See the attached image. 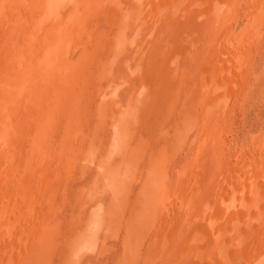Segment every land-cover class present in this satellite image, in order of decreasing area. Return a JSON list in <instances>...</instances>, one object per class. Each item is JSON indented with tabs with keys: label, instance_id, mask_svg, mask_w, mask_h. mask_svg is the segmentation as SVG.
<instances>
[{
	"label": "rangeland",
	"instance_id": "obj_1",
	"mask_svg": "<svg viewBox=\"0 0 264 264\" xmlns=\"http://www.w3.org/2000/svg\"><path fill=\"white\" fill-rule=\"evenodd\" d=\"M16 1L17 0H15L14 2H11V3L9 2V3L3 4V6L5 8H7L6 11L3 10L4 13L7 12V14H9V15L11 14L10 15L11 18H15L16 23H15V21H14V23L16 25L18 24V28L23 29L24 31H28V28H29V31L32 30L33 24L29 23L28 19H29V21L31 19L32 12H30L31 13L30 14L29 11H30V8L32 11V6H33L34 2H31L30 0L17 1L18 3H20V6L24 8V9L21 8V11L19 13L22 15L20 16V15H16V12H17L16 7H15ZM25 1L28 3H26ZM101 1L103 3H100ZM119 1L121 2V4H119ZM119 1L116 2V0L115 1L114 0H105V1L104 0H93L92 1L93 6L91 4L90 8H88L86 6H82L85 4L80 5V6H82L81 11L83 9L82 13L85 10L86 11L91 10L89 12L90 13L89 14V22L91 23V24L89 23V31H86V32L84 31L85 33H82L81 31H79L78 35H76V36H78V38L75 37L74 41L67 44L69 47L66 44L61 45L60 51H58L59 53L62 54L61 55L62 57L64 56L65 51H68V54H69V55L68 54L67 55H68V60H70V61H68L69 63L64 67V71L62 68V70H61V71H63L62 74L64 73V75L66 77L68 76V78L73 77L76 79L74 80V83H73L74 85L72 84L73 87H71V85L69 83L66 84L67 80L62 79L63 77L61 76V74H59L60 75L59 76L60 81L57 83V85H60L59 88L63 87L62 92L66 91L65 93L68 92L69 94H71L70 92L73 91L71 95L64 94L65 95V97H64V95L61 93L57 94V92L54 90V89H56L57 85L55 86V84L51 80H45V82L41 80L42 81L41 84L38 83L40 81L35 83L34 87L36 86L39 93H40L37 95L38 100H39L38 103H41V105L46 106V109H47L46 112L49 113V114L44 113L43 115L38 116L41 118V120H42L41 122H39L40 118L35 119L33 116V113L36 114V116L38 114L36 112L37 109H36L35 105H30V104L26 105V103H24L26 105V108L24 107L25 109L24 108L22 109V108H19L21 106V104H19V105L16 104V103H23L24 100H21V99H23V97H21L23 95V93H22V95H19V97H21L19 99V102L12 104V105L16 106V107L14 106L11 109V112H14V113L16 112L15 117H14V121H12V122H14L15 124H19L21 122V125L25 124L22 139L24 141H26V144H24L26 146V151L28 149H31V148L36 149L37 151H39V156H41L43 158V160H40V162L46 161L48 163V166H50L53 170H55L54 172L59 171L62 173V175H65L66 177L63 179L62 184H61V189L58 191L59 195L57 194V192H54V191H52V192L43 191L42 194H40L41 190L38 188V190H40V192L38 191V194H37V192L35 193L36 199L38 196H39V198L41 197L40 199L38 198L37 201L40 200L39 203L42 202L43 205L46 206L45 210L47 211V212H45V210H44V213L42 212V215H44V216L41 215L42 218H44V220H42L43 225H41L40 223L38 225V227H39L38 231L39 232H37V233L39 234L40 237L38 236V234H35L36 232L26 233V231H24L22 233H24L23 235L26 237L23 236V238H22V234H21L22 230H21V228H18V230L20 232L18 233V236H17L18 241H15L14 246H17L19 244L21 247L23 244V246H22L23 250H21V252L23 254L20 257V260L17 259L16 257L13 258V255H12V258L9 257L8 260L11 261V264H19V263L28 264L29 262H30V264H59V263L60 264H148L149 262L147 263V261L150 260L149 256L151 254L154 253V256H156L157 255L156 252H159L161 249H162V251L165 250L164 249L165 246L159 247V249H157L158 247L155 249H151L152 247H155L154 234L157 231V229L160 228L162 215L161 216L157 215L154 218L153 214H151V213L153 211H155V210H153L155 208L152 205H150L152 208L149 206L150 207V213L149 214L143 213L144 208L147 204L146 199L148 196V195H146V192L144 190H142L144 188L145 184L141 180H139V182L136 181L134 183L135 179H133V178L131 179V177H130L131 176L130 175L131 170L129 171V169H131L132 167L133 168L137 167L135 170L138 171V169H139V171H142L141 177H144L143 179H146L148 172L151 173L150 167H153L149 163V156H148L151 148H153V152H157L158 150L162 149V151L164 152V155L166 156L165 159L166 158L167 159L165 160V159H162L159 157L160 161L157 162V165L155 166L154 171H156V172L157 171H164L166 175H167L166 172L168 171V174L169 173L170 174L168 175L167 180H166L167 181L166 188L167 189L170 188V190L174 189V191L178 190L181 187L180 184H178L179 179L183 176L180 174L181 171L186 170L189 165L193 166V164L196 163L194 158L196 156H198V153L196 150L197 146L194 142H192V140L197 138L196 133L198 132L197 131L198 127H200V125L203 124V121H201L203 119V116H207V118L209 120V123H208V128H210L209 132L212 133V136H214L216 134L217 141H218L215 144V146L213 145L214 147L211 146V148L214 150V151L211 150V152L216 153V149L221 148L219 150L222 151L221 155L222 156L224 155V158L227 159V163H229V160H230L231 170H233L232 172H240L237 170L238 168H239V170L245 169L246 167L253 166V164L255 165L254 168H256V164H263L264 163V12H263L264 11V0H202L203 2L201 0H196V3L194 0H192L189 2L187 7L185 5L186 4V2H185L184 6H182V7H184V10L191 12V14L189 15L190 17L187 16L188 20L184 19V17H186V16H183V15L181 16V14H180V17L178 16L174 22L177 25H176L175 29L172 28L174 30V32L172 31L173 33L170 31L169 28H167V29L164 28L165 30L159 29L158 32L156 33L157 36H155V37L152 36L153 31L150 30V28H152L151 26H153V24L151 22H149V23L144 22L143 23V20L147 19L148 17L145 16L146 18H144L143 14L141 13V9H139L140 5L145 4L146 2L148 3V0H137V1L136 0H130V1L129 0H127V1L123 0L124 2L121 0H119ZM193 1H194V3H193ZM200 1L205 5H203V6L199 5L201 7L197 8V7H199L198 4H202ZM97 2H99V3H97ZM176 2H177V0H176ZM26 4H27V6L25 7ZM72 4L71 5L69 4L65 9L64 16L66 18L74 10V5H72ZM126 4L127 5L129 4L130 6L128 5L129 6L128 7ZM123 5H124V7H123ZM190 6H193V7H190ZM134 9H136V12ZM92 12H93V15H91ZM136 13H138V14H136ZM139 13H141V16H139ZM117 15H118V17H117ZM134 15H136V16H134ZM39 16L37 15V17H38L37 20L40 19L41 16L40 17ZM204 16H206V17H204ZM136 17L139 18L141 24L139 23V21ZM166 17H168V16H166ZM191 17L193 18V20ZM130 18H132L133 20ZM20 19L22 21H20ZM177 20H179V21L181 20V22L179 23V21H177ZM184 20H185V22H184ZM186 20H187V23H186ZM25 21H27V23H28V24L26 23L27 25H24ZM94 22H95V24H94ZM117 22H118V25L115 24ZM182 22H184V24L186 23V25L184 27L188 28L187 31H186V29L185 30L183 29L184 27H183ZM96 23H97V25H96ZM137 25L140 26V30L143 29L142 35L138 34L140 31L137 29V27H138ZM113 26H115L116 28ZM135 27L137 30L134 29ZM92 28H94V29H92ZM144 29H147L148 31L146 30L147 31L146 32ZM114 30H116V31H114ZM127 30L129 33L131 32V35H129L128 32L126 33ZM161 30H162V33H160ZM190 30H192L191 31L192 35H188V32L190 33ZM0 31H2V30H0ZM3 32L4 31H2V33L0 32L1 33L0 40L2 38L4 39V33ZM45 32L46 31L40 32V34H41L40 39L42 38V40H45V38H44ZM106 32H108V33H106ZM120 32L124 33V34L121 33V36H122L121 40H123L121 42V44L124 43L123 46H121V44H120V46H118L115 42V40H117V39H115V37ZM46 33H48V32H46ZM168 33L172 36V39L170 38V35H167ZM201 33H202V35H201ZM108 35H110L111 37ZM113 36H114V38H113ZM70 37L72 38L73 36H70ZM156 37H158V39H156ZM163 37H164V39H163ZM177 37H179V38H177ZM184 37H185V39H184ZM108 39H110V40H108ZM131 39H132V42L130 45L129 41H131ZM134 39L137 41V43ZM165 39H167V40H165ZM175 39H176V41H175ZM183 39H184V42H186V40H187V42L184 43ZM92 40H94V41H92ZM124 40L127 41L128 43L126 44V42ZM133 40H134V42H133ZM138 40L141 41L140 42L141 45L139 44ZM172 40L175 42H171ZM22 42L24 43L25 41L22 40L21 43ZM21 43L19 44L20 45L19 47H22V48H20V52L28 51V49L26 47H24V46H26V42H25V44H21ZM94 43H95V46L93 45ZM164 43H166V44H164ZM173 43H175V45ZM89 44H91V45H89ZM125 44L128 47H126ZM181 44H183V45H181ZM109 45H110V47H109ZM167 45L171 46L172 48L174 46L178 45L177 47H174V52L178 53L180 51L179 54H182V58H183L182 62L183 63H181L180 67L183 69H188V70L191 69V70H189L190 71L189 73L194 74V75H191L192 77L190 78L191 80H189V86H192V87L194 86L191 89L192 91L191 90L190 91L192 93L194 92V95H196V97H194V96L191 97V99L189 101V104H190L189 108H190V111L192 112V115H194L197 112L195 115H196V119H198V121H196V122L200 123V125L198 126V123H197L198 127L196 129L194 128L191 136L189 137L190 139H188V141H186L184 139V141L181 144L178 143V138H181V137H177L176 125L180 121H182V119H184V116L187 113L186 110L189 109V108H184L185 112H183L181 110L182 106H180L183 103L182 98L184 99L185 97H187L188 90L186 89L187 91L186 90H181V91L176 90L175 91V89H177V86H175L174 84L173 85L169 84L170 82H167V78H169V77L172 78L171 73H172V69H174L172 67V64H171V67L169 69L170 63H172V60H173L172 59L173 55H171L172 53L170 52V50L168 51L165 48ZM76 46H78V47L80 46L79 47L80 49ZM158 46H159V48H158ZM143 47H145V49ZM162 47L165 48V50L162 49L165 52L161 51ZM175 48H177L179 51L175 50ZM22 49H24V51H21ZM139 49H141V51ZM184 49L188 52H186ZM143 50H144V52H143ZM193 51H195V53ZM94 52L97 54H95ZM151 52L155 53L156 56H153L154 57V59L152 60L153 62L151 61V63L147 67H145V68L143 67L144 69H142V71H143L142 73H146V75H148V76H150L152 74L151 75L152 77L150 78V82L153 81V84H154V82H156L154 84L155 87H153L154 85L152 84V88L150 89V90H152V89L153 90L152 91L147 90V92L148 93H149V91L154 92V95L160 96V98L156 99L155 102L153 103L156 106L157 105L158 106L155 108L152 106V108L154 110H152L151 107L149 106L150 109L147 108L145 111H143L144 105L142 102L140 104L142 105L141 108H143V109L142 110H136V114L133 115V113H131V112L134 109L129 110L130 106H129V108L128 107L126 108V106H127L126 104H128L127 99H128V97H131V96L127 97V94H125V92H122V90L127 86L125 82L128 81V79L129 80L131 78L133 79L134 74L133 75L131 74L133 72V70L138 69V68H136L138 64L137 63L133 64V62H135L139 58L136 54L139 53L138 54L139 56L143 55V56L147 57L149 55V53H151ZM87 53L90 56L87 55ZM215 53H217V54H215ZM124 54H125V56H124ZM162 55H164V56H162ZM183 55H185V57ZM83 56H85V57H83ZM135 57H138V58H135ZM191 57H193V58H191ZM145 58H143L142 62L145 61ZM189 58H191V60ZM83 59L87 60V62L84 61ZM139 59L141 60V57ZM215 59L218 60L217 65L222 67V72H224V70L226 71V69H229L228 70L229 72L227 74H228V78L230 77L232 79V81L230 84H227V85L225 84V88L222 89V91H223L222 92V104L217 105L216 107L210 106V109H208L209 103H210V97L206 94V92L204 91V88H202V87H204V85H201V84L199 85L198 76H201L203 74L208 76L210 72L207 70H210V69H211V72L214 70L216 71V68L213 65L214 63L211 65L212 61ZM111 60L112 61L116 60V61L111 62ZM210 60H211V62H210ZM236 60H238L240 62H238V61L236 62ZM60 61L62 62V65H63L64 61L62 60V58ZM160 62L162 64H159ZM187 62H189V63L187 64ZM190 62H191V64H190ZM114 63H116V64H114ZM165 63L168 65H165ZM110 64H111V66H110ZM124 64H126V65H124ZM151 64H152V66H151ZM154 65H156V66H154ZM238 65L241 68H239ZM142 66H143V64H142ZM157 66H158V68H156ZM68 67H69V69H68ZM73 67L74 68L76 67V68L74 69ZM115 67H117V70ZM128 67H129V70H128ZM211 67L214 69H212ZM235 67H237V69ZM149 68L151 71H149ZM167 68H168V70H167ZM208 68H210V69H208ZM118 69H120V70L118 71ZM180 70L178 69L179 73H181ZM105 71H106V73H108L107 75H105L106 74V73H104ZM137 72L138 71H136V73ZM148 72L149 73L152 72V73L149 74ZM154 72H155L156 76L159 78H157L155 76ZM162 73L163 74L165 73V74L162 76ZM210 74L213 76V74H215V72L210 73ZM227 74H226L225 79H227ZM10 75H11V77L15 78L14 73L10 74ZM103 75H105V76H103ZM166 75H169V77H167ZM232 75H233V77L234 76L235 77L232 78L231 77ZM164 77H166V78H164ZM224 77L225 76L223 74L222 78L224 79ZM91 78H92V80H91ZM52 80L54 81V79H52ZM97 82H99L100 84H98ZM103 82H105L106 84ZM86 83H88V84H86ZM47 84H49V85L47 86ZM110 84L115 85L114 87H118L121 90L120 96L118 98L115 97V99H114V98H111L112 96L110 97V95H107L108 93H110V91L112 89ZM141 86H142L141 88H143V86H146V85H141ZM106 87H108V88H106ZM97 88H99V90ZM105 90L107 91V94H106V92H104ZM172 92L174 93V95L170 94ZM176 92H178V93L176 94ZM73 93H74V96H73ZM165 93H167V94L169 93L170 96H168V98H165L164 96L167 95ZM97 94H99L98 97H96ZM26 96H27L26 98L28 100H32V101H33V98L35 97L34 94H32V92L29 94H26ZM30 96L32 98H30ZM102 96H104V97L102 100H100L102 98ZM107 96L109 97L108 98L109 100L111 98L117 102L112 103L110 101L109 105L106 104L107 106H104L101 108V102L102 101L105 102L104 99H107ZM162 96L165 99L162 100L161 99ZM42 97H44V98H42ZM120 97L122 98V101L125 100V101H123L124 103L121 100H119V99H121ZM57 98L61 99V100L63 99L62 101L61 100L60 101L63 102L64 104H66V107H67L62 115L58 113V110L56 108V102H57L56 99ZM74 98H76V99L74 100ZM83 98H84V100H83ZM197 98H199V102L197 104L193 103V102H195V100L196 101L198 100ZM158 100H161V102L164 104L158 103ZM60 101L58 100V104H60L58 106L60 108H62L61 107L62 104L60 103ZM211 101L214 102V100H211ZM93 102H95V103L97 102V103L94 104ZM151 102H153V101H151ZM172 102H174V105H171ZM216 102H218V101H216ZM120 103H122V104H120ZM51 108H53L54 111L51 110ZM93 108H95V109H93ZM124 108H126V109H124ZM71 109H72V111H71ZM19 110H21L22 112L17 113V111H19ZM32 110L34 111L33 113H32ZM125 110H127V111H126V114L124 115L123 112H125ZM147 110L149 111V113L147 112ZM214 110H215V112H214ZM120 111H121V113H119ZM128 111H130L129 112L130 117L128 116V113H127ZM207 111H208V114H207ZM88 112H89V115L87 114ZM8 113L9 112L7 110V114ZM30 113H32L31 116L33 119L32 123H30V124H32V126L27 125L28 124L27 123L28 118L26 116H30ZM64 114H65V116H63ZM3 115H6L5 111H4ZM74 115H75V117H74ZM113 115H116V116H113ZM122 115H123V117H122ZM95 116H97V117H95ZM108 116H109V118H108ZM125 116H127L126 117L127 120H126ZM218 116H219V118H218ZM76 117H78V119H76ZM101 117L103 118V120ZM138 117H140V118H138ZM159 117L161 120H158V121H162V124H163V122H166V124L165 125L163 124L161 126L158 125L160 127L157 129H160V130H158L159 131L158 132V131H156L157 130L156 129L155 134H154V132L151 129L155 128L154 125L160 124V123H155V120ZM43 118H47V119H44L46 121H44ZM63 118L65 121L63 120ZM199 118H200V120H199ZM214 118L216 119V121ZM106 119H108V120H106ZM113 119L116 123L119 120L123 121V127H122L123 129L121 128L122 133L124 131H126V129H127L126 133L129 130H131V131H129L127 133L128 135L124 132V136L126 135L124 137L125 138L124 140L126 142L123 143L124 148L122 150L124 152L119 153V154H115V155H113L114 158L110 159V155H111L110 152L112 149L111 146L113 143V136L110 135L111 133L109 130L112 131L114 129L113 128L114 121H112ZM135 121H136V123H135ZM109 122H111V123H109ZM151 122H154L155 124L152 125ZM196 122H192V123H196ZM142 123H143V125H142ZM140 124H141V126H140ZM219 124L221 126H219ZM166 125H168V126H166ZM173 125H174V127H173ZM151 126L154 128H151ZM142 127L144 130L142 129ZM167 127L168 128L170 127L171 131L175 130L172 132V134L175 137H177V139H175V137H173V136L171 137L172 139L167 138L166 136H163V134L166 132V129H168ZM108 128H109V130L107 131ZM162 128L163 129L165 128V130H162ZM212 128L213 129L215 128V129L213 130ZM69 129H70V131H68ZM209 132H208V134L210 135ZM104 133H105V135H104ZM24 134H25V137H24ZM143 134L147 135V136H145V138H144ZM33 136L35 138H33ZM62 136H63V138H62ZM151 138H153V139H151ZM146 139L149 141H147ZM60 140H63L62 143H60ZM29 141L31 143H29ZM142 141H145V143ZM67 142H69V147L67 145ZM70 142L74 148H71L72 146H70ZM140 142H142V143H140ZM150 142H151V144H150ZM129 143L130 144L132 143V144L129 145ZM217 144H218V146H216ZM132 146L137 147L136 151L133 149ZM166 146H167V148H166ZM126 147H128V148H126ZM215 147H216V149H214ZM73 149H74V151H73ZM130 149L132 150L133 154L130 152ZM148 149H150V150H148ZM65 151H66V153H65ZM79 151H80V153H79ZM44 152H46V153H44ZM80 155H82L83 157ZM141 155H143V156H141ZM39 156H38V158H36L37 160L36 159L34 160L35 163L39 162L38 159L41 158ZM54 156H56L59 160L56 158V162H52L51 157H54ZM122 156H124V157H122ZM45 157H46V159H44ZM106 159H108V160H106ZM126 159H127V161H126ZM222 159L223 158H221V162H220L221 164L217 163L218 168L221 167L220 165H222V163L224 164V161ZM48 160H49V162H48ZM91 160H94V161H91ZM162 160L164 162H161ZM179 160H181V161H179ZM252 160L253 161L255 160V161L252 162ZM68 161H70V162H68ZM138 161H139V163H138ZM142 161H143V163H142ZM198 163H199V167H197ZM128 164H130V165H128ZM215 164L216 163H214V165ZM100 165L104 166L105 173L109 172V173L114 174V176L117 179L115 181V183H120L119 181L120 180L122 181V179L124 177L126 182L130 181V182H128L129 186L126 185V187L124 188V187H120L121 186L120 185L119 186L120 188H116L117 190H114L113 189L114 187L111 183L110 184L111 186L109 185L108 188H110V187H112V188H110V189L104 188L105 184L103 183V180H102L103 177L99 173V171H100L99 166ZM80 166H82L83 168ZM96 166H98V168ZM158 166H160L161 168ZM164 166H166L167 169ZM73 167H75V168H73ZM164 168H165V170H164ZM211 168L212 167H210V164H208V162L204 163L203 160L202 161L199 160L196 163V166H193L192 169H190V170H193L194 173L189 172L190 176L186 180L187 183H189V181H191L192 178H194V177L195 178L197 176L201 177V172H203L204 170L208 171V176H207L208 179L213 180L212 179L213 177H211V173L209 172V171H212ZM234 168H235V171H234ZM39 169L43 170V167H41ZM137 171H136V173L139 172V171L138 172ZM21 172H22V170H19L20 174H21ZM19 173H18V177L20 176ZM205 173L207 174L206 171H204L203 174L205 175ZM52 174H50V177L55 176V173L53 176H51ZM162 176L163 175L161 173L160 177H162ZM230 176L232 178V177H234V174H230ZM51 180H54V178H51ZM123 188H124V190H123ZM185 189H186V190H184L185 192H189L190 186H189V188L185 187ZM142 191H144V195H143ZM46 194H48V195H46ZM53 194H55V196L56 195L57 196L54 197ZM142 196L146 199H144ZM53 197H54V199H53ZM49 198H51L54 201V202L52 201L50 206H49V203L46 201V199H49ZM119 198H120V200H119ZM58 199H59V201H58ZM138 200H139V202H136ZM92 206H94V207H92ZM52 207H53V209H51ZM129 208H130V210H129ZM47 213H48V215H47ZM98 213L102 215L101 218L103 217L102 219L100 218L103 222V223L101 222L103 225L101 224L100 227L95 230V232L97 234V235H94L95 238H93V242H94L95 247H93V249H87V250L82 251V252L80 251L78 253L77 257H76V255L73 256L71 253L73 252V249H75V250L77 249L76 240L81 235L80 233H82V231L85 234L91 233L89 230L90 226L88 224L91 223L92 220L97 217L96 214H98ZM102 213L105 215H103ZM134 213L136 214V216ZM147 216H149L150 218ZM166 216L167 215H165L164 218ZM108 217H110V218H108ZM118 217H119V219H118ZM216 217H217V215H216ZM51 218L54 221H52ZM120 219H121V221H120ZM134 219H136V220H134ZM50 221H51V224H50ZM133 221L134 222L136 221L137 223L135 224V223H133ZM45 222H46V224H45ZM127 222L129 224H127ZM203 222H205V221H203ZM203 222H201V224H203ZM197 223H199V222H197ZM22 224L23 223H21L20 225H22ZM105 224H106V226H105ZM192 224H193V222H192ZM51 225H53L55 228L53 226L51 227ZM137 226H138V228H137ZM205 226H206V224H205ZM128 227H129V229H128ZM202 227H203V225H202ZM261 228H260V231L263 230ZM58 229H60V230H58ZM131 229H132L133 233H130ZM203 229H204V227H203ZM228 229L229 228H227L225 230H228ZM124 230H126V232ZM137 230H139V234H137L138 233ZM40 231H41V233L43 231L44 232L41 234ZM91 231L93 232V230H91ZM260 231H259V233L257 232L256 235H260ZM75 233H77V234H75ZM99 233H100V235H99ZM141 233H143V234L140 235ZM200 233H201V231H200ZM190 234L185 237L186 242H189L192 240L193 233L191 232ZM32 235L34 236V239H33ZM35 235H37L38 237H36ZM136 235H137V237H138V235H140V236L137 238ZM254 235H252V236H254ZM5 236H6L5 238H7L8 235H5ZM51 236H53V237H51ZM67 237L69 239H67ZM128 237H130V238H128ZM26 238H28V239L25 240ZM35 238H37V242H36ZM39 238H40V240H39ZM123 238L126 240H124ZM127 238L130 241L132 240V242L130 243V241ZM22 239H24L25 242ZM100 240L102 241V243ZM48 241L51 243L49 244ZM103 241H105V242H103ZM127 241L130 243V245H129L130 247L128 246ZM256 241H257V239H256ZM30 242H31V245L29 244ZM34 243H35V245H34ZM137 244H139V245H137ZM27 245H28V247H27ZM5 246L7 247L8 245H5ZM43 246H44V248H46L45 249L46 251L44 250ZM131 246H132V248H131ZM133 246H134V248H133ZM175 246L178 247L179 250L182 248L181 244L177 245L176 241H173V243L170 244V247H168L166 249L167 251L166 250L165 251L171 252V251H173V249L175 250ZM101 247H102V249H101ZM28 248H30V249H28ZM195 248L196 247H194L192 249V251H193L192 253H194ZM70 249L72 250V252ZM36 250H37V252L35 254ZM148 250L151 251L150 255L148 254ZM30 251H32V252H30ZM42 252H45V253L38 255V253H42ZM87 252H89V253H87ZM179 253H180V251H179ZM34 254L37 256H34ZM179 255L180 254H178V256ZM66 256H68V257H66ZM35 257H36V259L37 258L38 259L36 260ZM64 258H66V259H64ZM153 258H157V257H153ZM14 260H17V261H14ZM71 261H73V262L70 263ZM0 262L1 263L5 262V264H7V261H4L3 258H2V260H0ZM149 264H151V263H149ZM156 264H161V263H156Z\"/></svg>",
	"mask_w": 264,
	"mask_h": 264
},
{
	"label": "bare ground",
	"instance_id": "obj_2",
	"mask_svg": "<svg viewBox=\"0 0 264 264\" xmlns=\"http://www.w3.org/2000/svg\"><path fill=\"white\" fill-rule=\"evenodd\" d=\"M15 0H0V30L4 31V39L2 38L0 40V260H2V258L4 259V261H7V264H11V261L8 260L9 257L13 258L16 257L17 259L20 260V257L22 256V246L20 247V245L18 246H14L15 245V241H18V233L20 232L18 230V228H21V234H22V238H23V234L22 232L26 231V233H33L36 232L35 234H38L37 232H39L38 230V225L39 223L41 225H43L42 220H44V218H42V212L44 213V210L46 208V206L43 205L42 202L39 203V201H37V199L39 198V196L36 199L35 193L38 191L41 193L43 191L46 192H57V194L59 195L58 191L61 189V184L63 179L66 177L65 175H62L61 172L53 170L50 166H48V163L46 161L44 162H40V160H43V158L41 156H39V151H37L34 148L28 149L26 151V146L24 144H26V141H24L23 138V133H24V125H21V122L19 124H15L14 122V117H15V113L11 112V109L15 106L12 105L16 102H19V99L21 97H23L24 100L23 103H16V104H21V106L19 108H26L27 104L30 105H35L36 107V112L39 114H34L33 110V116L35 119H38L45 114H49L47 113V109L46 106L41 105V103H38V97L37 95L40 94L37 87L35 85V83L38 82L39 84H41L42 81L45 82V80H51L55 86L57 85V83L60 81V75L63 77L62 79H66V84H70L71 87H73V83L74 80L76 78H68V76L66 77L64 75V73L62 74V72L64 71V67L69 63L68 61V51L64 52V56L62 57L61 53H59L58 51H60L61 45L64 44H68L71 43L72 41H74L75 37L78 38V33L79 31H81L82 33H85L86 31H89V12L91 11H81V7L82 6H86L88 8H90L91 4L93 6L92 1L93 0H30L33 3L32 6V11L30 8V12H32V16L31 19L28 22L33 24L32 25V30L29 31H24L23 29L18 28V24L16 25V20L15 18H11V14H7V12L4 13V11H6L7 8H5L3 6V4L6 3H11L14 2ZM17 1H21V0H17ZM15 2V7H16V15H22L19 12L21 11V7L20 3ZM27 1V0H26ZM25 1V2H26ZM105 1V0H104ZM115 1V0H114ZM119 0H116V2ZM123 1V0H121ZM127 1V0H126ZM125 1V2H126ZM130 1V0H129ZM137 1V0H136ZM192 0H148V3L146 4H142L140 5L141 9V13L143 14V17L146 18L145 16H147L148 18L143 20V23H149L151 22L153 24V26H151L152 28H150L151 31H153V35L152 36H157L156 33L158 32L159 29H164V28H169L170 31L174 32L173 29L176 28V25L174 22L177 19V17L181 16H186L184 17V19H187V16H189L191 14V12L184 10V4L186 2V7L189 4V2ZM196 3V0H194ZM193 1V3H194ZM202 1V0H201ZM200 1V2H201ZM110 2V1H109ZM124 2V1H123ZM142 2V1H141ZM145 2V1H144ZM203 2V1H202ZM201 2V3H202ZM28 3V2H26ZM73 3V4H72ZM99 3V2H97ZM100 3H103L102 1ZM114 3V2H113ZM130 3V2H129ZM192 3V4H193ZM74 5V10L72 11V13L70 15L67 16V18L64 16V12L65 9L68 5ZM81 4H85L80 6ZM118 4V3H117ZM116 4V5H117ZM119 4H121V2L119 1ZM191 4V3H190ZM198 4V3H197ZM30 5V4H29ZM127 5V4H126ZM129 5V4H128ZM127 5V6H128ZM201 5H205V4H198V6ZM27 6V4L25 5V7ZM104 6V5H103ZM130 6V5H129ZM128 6V7H129ZM196 6V5H195ZM194 6V7H195ZM201 6L197 7L200 8ZM4 7V8H3ZM12 7V6H11ZM14 7V8H15ZM85 7V8H86ZM120 7V6H119ZM124 7V5H123ZM122 7V8H123ZM127 7V8H128ZM136 7V6H135ZM193 7V6H190ZM13 8V7H12ZM95 8V7H94ZM24 9V8H23ZM22 9V10H23ZM103 9V8H102ZM112 9V8H111ZM120 9V8H119ZM118 9V10H119ZM189 9V8H188ZM203 9V8H202ZM4 10V11H3ZM13 10V9H12ZM29 10V9H28ZM127 10V9H126ZM131 10V9H130ZM136 12V9H134ZM199 10V9H198ZM204 10V9H203ZM202 10V11H203ZM216 10V9H215ZM93 11V10H92ZM132 11V10H131ZM195 11V10H194ZM13 12V11H12ZM15 12V11H14ZM23 12V11H22ZM28 12V11H27ZM105 12V11H104ZM123 12V11H122ZM198 12V11H197ZM264 12V11H263ZM28 13V14H29ZM67 13V12H66ZM124 13V12H123ZM133 13V12H132ZM141 13H139V16H141ZM127 14V13H126ZM129 14V13H128ZM138 14V13H136ZM37 15L40 17L39 20H37ZM91 15H93V12L91 13ZM130 15V14H129ZM29 16V15H28ZM104 16V15H103ZM132 16V15H131ZM136 16V15H134ZM138 16V17H139ZM168 16V17H166ZM17 17V16H16ZM19 17V16H18ZM26 17V16H25ZM118 17V15H117ZM133 17V16H132ZM190 17V16H189ZM206 17V16H204ZM21 18V17H20ZM115 18V17H114ZM123 18V17H122ZM137 18V17H136ZM143 18V19H144ZM169 18V19H168ZM182 18V17H181ZM180 18V19H181ZM192 18V17H191ZM17 19V18H16ZM92 19V18H91ZM105 19V18H104ZM132 19V18H130ZM139 23L140 20L139 18H137ZM208 19V18H207ZM221 19V18H220ZM96 20V19H95ZM120 20V19H119ZM133 20V19H132ZM188 20V19H187ZM186 20V23H187ZM193 20V18H192ZM15 21V23H14ZM20 21H22L20 19ZM112 21V20H111ZM121 21V20H120ZM135 21V20H134ZM179 21V20H177ZM176 21V22H177ZM183 21V20H182ZM128 22V21H127ZM181 22V20L179 21V23ZM185 22V20H184ZM183 23V27L186 25V23ZM221 22V21H220ZM27 21H25L24 25L26 24ZM98 23V22H97ZM96 23V25H97ZM101 23V22H100ZM21 24V23H20ZM23 24V23H22ZM91 24V23H90ZM95 24V22H94ZM118 25V22L115 23ZM121 24V23H120ZM124 24V23H123ZM130 24V23H129ZM141 24V23H140ZM151 24V25H152ZM175 24V25H174ZM190 24V23H189ZM195 25V24H194ZM29 26V25H28ZM102 26V25H101ZM123 26V25H122ZM138 26V25H137ZM207 26V25H206ZM115 27V26H113ZM145 27V26H144ZM194 27V26H193ZM99 28V27H98ZM101 28V27H100ZM116 28V27H115ZM130 28V27H129ZM173 28V29H172ZM94 29V28H92ZM136 29V27L134 28ZM137 29L140 31L138 34L142 35V30H140V26L137 27ZM136 29V30H137ZM180 29V28H179ZM184 30L188 28L184 27ZM124 30V29H123ZM145 31L147 29H144ZM165 30V29H164ZM2 31H0L2 33ZM41 31H46L48 33L45 32L44 38L45 40H42ZM85 31V32H84ZM116 31V30H114ZM148 31V30H147ZM146 31V32H147ZM168 31V30H167ZM185 31V32H186ZM192 30H190L191 33ZM222 31V30H221ZM128 32V30L126 31V33ZM144 32V31H143ZM172 32V33H173ZM0 33V35H1ZM95 33V32H94ZM108 33V32H106ZM121 33L124 34L123 32H120L119 34L116 35L115 42L118 46H120L121 42L123 40ZM134 33V32H133ZM149 33V32H148ZM162 33V30L161 32ZM188 32V35H192V33L190 34ZM25 34V35H24ZM87 34V33H86ZM100 34V33H99ZM129 35H131V32L129 33ZM127 34V35H128ZM147 34V33H146ZM215 34V33H214ZM75 35V36H74ZM91 35V34H90ZM93 35V34H92ZM167 35H170L169 33ZM202 35V33H201ZM70 36H73L72 38ZM86 36V35H85ZM103 36V35H102ZM110 36V35H108ZM196 36V35H195ZM3 37V36H2ZM83 37V36H82ZM111 37V36H110ZM130 37V36H129ZM132 37V36H131ZM140 37V36H139ZM159 37V36H158ZM158 37H156V39H158ZM161 37V36H160ZM183 37V36H182ZM198 37V36H197ZM200 37V36H199ZM43 38V39H44ZM92 38V37H91ZM100 38V37H99ZM103 38V37H102ZM105 38V37H104ZM109 38V37H108ZM114 38V36H113ZM143 38V37H142ZM162 38V37H161ZM166 38V37H165ZM170 38L172 39V36L170 35ZM175 38V37H174ZM179 38V37H177ZM176 38V39H177ZM133 39V38H132ZM132 39L130 42H132ZM136 39V38H135ZM134 39V40H135ZM164 39V37H163ZM175 39V41H176ZM185 39V37H184ZM183 39V42H184ZM24 40L26 42V47L28 49V51H24V49H22L21 51L24 52H20V48L19 47L21 41ZM110 40V39H108ZM133 40V42H134ZM143 40V39H142ZM148 40V39H147ZM153 40V39H152ZM160 40V39H159ZM167 40V39H165ZM180 40V39H179ZM94 41V40H92ZM125 41V40H124ZM136 41V40H135ZM139 41V40H138ZM175 41H171V42H175ZM197 41V40H196ZM216 41V40H215ZM25 42L21 43V44H25ZM111 42V41H110ZM126 44L128 43L127 41H125ZM141 41H139L140 44ZM143 42V41H142ZM154 42V41H153ZM165 42V41H164ZM179 42V41H178ZM177 42V43H178ZM187 42V40H186ZM184 42V43H186ZM89 43V42H88ZM93 43V42H92ZM112 43V42H111ZM114 43V42H113ZM137 43V41H136ZM148 43V42H147ZM249 43V42H248ZM87 44V43H86ZM125 44V45H126ZM149 44V43H148ZM155 44V43H154ZM166 44V43H164ZM175 45V43H173ZM71 45V44H70ZM91 45V44H89ZM95 46V43L93 44ZM111 45V44H110ZM109 45V47H110ZM113 45V44H112ZM123 44H121V46H123ZM141 45V44H140ZM161 45V44H160ZM183 45V44H181ZM189 45V44H188ZM23 46V45H22ZM68 46V45H67ZM163 46V45H162ZM178 46V45H177ZM174 46V47H177ZM190 46V45H189ZM193 46V45H192ZM69 47V46H68ZM67 47V48H68ZM78 47V46H76ZM80 47V46H79ZM78 47V48H79ZM89 47V46H88ZM126 47H128L126 45ZM174 47L172 48L171 46H166L165 48L172 53L171 55H173L172 57V63H170L169 69L172 67L174 69H172V78L169 77V75H166L167 77V82H170L169 84H174L175 86H177L176 90H188V95L187 97H185L184 99L182 98V108L181 110L183 112H185L184 108H189V101L191 99V97H196V95H194V92L192 93L191 89L194 87L189 86V80H191L190 78L192 77L191 75L194 74H190L189 70L191 69H183L180 67L181 63H183V58H182V54H179L180 51L175 48V50H178L179 52L176 53L174 52ZM186 47V46H185ZM75 48V47H74ZM100 48V47H99ZM122 48V47H121ZM140 48V47H139ZM145 49V47H143ZM159 48V46H158ZM165 48H161V51H164ZM184 48V47H183ZM191 48V47H190ZM214 48V47H213ZM63 49V48H62ZM80 49V48H79ZM104 49V48H103ZM123 49V48H122ZM152 49V48H151ZM164 49V50H162ZM70 50V49H69ZM75 50V49H74ZM129 50V49H128ZM141 51V49H139ZM166 50V51H167ZM185 50V49H184ZM183 50V51H184ZM93 51V50H92ZM124 51V50H123ZM126 51V50H125ZM134 51V50H133ZM186 51V50H185ZM30 54H29V53ZM84 52V51H83ZM118 52V51H117ZM116 52V53H117ZM144 52V50H143ZM156 52V51H155ZM165 52V51H164ZM188 52V51H186ZM192 52V51H191ZM195 53V51H193ZM214 52V51H213ZM59 53V54H58ZM95 53V52H94ZM113 53V52H112ZM123 53V52H122ZM140 53V52H139ZM138 53V54H139ZM44 54V55H43ZM54 54V55H53ZM68 54V55H67ZM97 54V53H95ZM138 54H136L139 58L141 57V60L138 58L134 63H137V67L138 69H132L133 72L131 73L133 75V79L131 78L130 80L128 79V81H126V87L122 90V92H125V94H127L128 97L127 99V103L126 104V108L130 106V109H134L131 113H133V115L136 114V110H142L145 111L147 108H149V106L151 107L152 110H154L152 108V106L155 108L157 107L155 104H153L155 102L156 99H159L160 96L158 97L157 95H154V92H150L152 90H150L152 88V84L153 81L150 82V78L152 77L151 74L150 76L146 75V73H142V69H144L145 67H147L151 61L154 59L153 56H156L155 53L151 52L149 53V55L146 56H139ZM142 54V53H141ZM140 54V55H141ZM164 54V53H163ZM191 54V53H190ZM217 54V53H215ZM76 55V54H75ZM87 55H89L87 53ZM188 55V54H187ZM90 56V55H89ZM125 56V54H124ZM161 56V55H160ZM164 56V55H162ZM185 57V55H183ZM85 57V56H83ZM105 57V56H104ZM146 57V58H145ZM166 57V56H165ZM62 58L63 65L62 62L60 61ZM112 58V57H111ZM120 58V57H119ZM143 58H145V61H143ZM157 58V57H156ZM164 58V57H163ZM193 58V57H191ZM191 58H189L191 60ZM205 58V57H204ZM97 59V58H96ZM118 59V58H117ZM116 59V60H117ZM166 59V58H165ZM169 59V58H168ZM73 60V59H72ZM71 60V61H72ZM76 60V59H75ZM84 60V59H83ZM107 60V59H106ZM114 60V61H116ZM133 60V59H132ZM163 60V59H162ZM167 60V59H166ZM185 60V59H184ZM198 60V59H197ZM240 60V59H239ZM87 62V60H84ZM111 60V62H114ZM186 61V60H185ZM193 61V60H192ZM238 60H236L237 62ZM79 62V61H78ZM81 62V61H80ZM93 62V61H92ZM110 62V63H111ZM119 62V61H118ZM153 62V61H152ZM211 62V60H210ZM218 60L215 59L212 61L211 65L213 64L214 67L216 68V71H209L210 73H214L213 76L209 73L208 76H206L205 74L198 76V81H199V85H204V91L206 92V94L210 97V103H209V107L208 109H210L211 107H216L217 105H221L222 104V89L225 88V84H230L232 79L229 77L228 78V70L226 69V71L224 70V72H222V67L217 65ZM221 62V61H220ZM224 62V61H223ZM235 62V63H236ZM240 62V61H238ZM108 63V62H107ZM189 62H187L188 64ZM222 63V62H221ZM231 63V62H230ZM116 64V63H114ZM121 64V63H120ZM143 64V66H142ZM159 64H162L161 62ZM191 64V62H190ZM73 65V64H72ZM79 65V64H78ZM77 65V66H78ZM88 65V64H87ZM101 65V64H100ZM119 65V64H118ZM126 65V64H124ZM165 65H168L165 63ZM221 65V64H220ZM235 65V64H234ZM240 65V64H239ZM238 65V67H239ZM111 66V64H110ZM109 66V67H110ZM128 66V65H127ZM131 66V65H130ZM152 66V64H151ZM156 66V65H154ZM185 66V65H184ZM236 66V65H235ZM80 67V66H79ZM90 67V66H89ZM135 67V66H134ZM144 67V68H143ZM63 68V71H61ZM74 68V67H73ZM76 68V67H75ZM74 68V69H75ZM117 70V67H115ZM123 68V67H122ZM155 68V67H154ZM158 68V66L156 67ZM196 68V67H195ZM212 68V67H211ZM237 69V67H235ZM241 68V67H239ZM69 69V67H68ZM107 69V68H106ZM148 69V68H147ZM166 69V68H165ZM178 69L181 71V73H179ZM214 69V68H212ZM231 69V68H230ZM120 69H118L119 71ZM129 70V67H128ZM162 70V69H161ZM168 70V68H167ZM71 71V70H70ZM123 71V70H122ZM136 71H138L136 73ZM149 71L150 68H149ZM68 72V71H67ZM93 72V71H92ZM145 72V71H144ZM160 72V71H159ZM15 74V78L11 77L10 74ZM74 73V72H73ZM106 73V71L104 72ZM203 73V72H202ZM224 74V79L222 78V75ZM58 74V75H57ZM68 74V73H67ZM71 74V73H70ZM78 74V73H77ZM108 73H106L105 75H107ZM121 74V73H120ZM155 74V72H154ZM153 74V75H154ZM160 74V73H159ZM165 74V73H164ZM162 73V76L164 75ZM226 74H227V79L226 78ZM98 75V74H97ZM103 75V76H105ZM111 75V74H110ZM158 75V74H157ZM161 75V74H160ZM159 75V76H160ZM216 75V76H215ZM101 76V75H100ZM128 76V75H127ZM126 76V77H127ZM156 76V74H155ZM20 77V78H19ZM111 77V76H110ZM122 77V76H121ZM132 77V76H131ZM157 77V76H156ZM232 78L233 75L231 76ZM56 78V79H55ZM159 78V77H157ZM166 78V77H164ZM54 79V81L52 80ZM72 79V80H71ZM99 79V78H98ZM101 79V78H100ZM240 79V78H239ZM42 80V81H41ZM92 80V78H91ZM154 80V79H153ZM157 80V79H156ZM72 81V82H71ZM101 81V80H100ZM107 81V80H106ZM112 81V80H111ZM114 81V80H113ZM121 81V80H120ZM43 82V83H44ZM49 82V81H48ZM71 82V83H70ZM47 83V82H46ZM98 84H100L99 82H97ZM105 83V82H103ZM121 83V82H120ZM156 82H154L155 84ZM191 83V82H190ZM63 84V83H62ZM73 84V85H72ZM88 84V83H86ZM106 84V83H105ZM109 84V83H108ZM153 84V85H154ZM166 84V83H165ZM49 84H47L48 86ZM111 85V84H110ZM120 85V84H119ZM141 85H146L143 86V88H141ZM157 85V84H156ZM52 86V85H51ZM87 86V85H86ZM104 86V85H103ZM106 86V85H105ZM115 85H111V91L110 93L107 94V91L105 90L104 92H106L107 95H110L111 98H118L120 96V92L121 90L118 87H114ZM121 86V85H120ZM119 86V87H120ZM123 86V85H122ZM53 87V86H52ZM60 85H57L56 89H54L57 94L61 93V94H69L68 92H62V88H59ZM76 87V86H75ZM74 87V88H75ZM110 87V86H109ZM155 87V85L153 86ZM101 88V87H100ZM108 88V87H106ZM170 88V87H169ZM201 88V87H200ZM33 89V90H32ZM99 90V88H97ZM156 89V88H155ZM231 89V88H230ZM32 90V91H31ZM51 90V89H50ZM70 90V89H69ZM68 90V91H69ZM147 90H150L149 93L147 92ZM158 90V89H157ZM186 90V91H187ZM191 90V91H190ZM48 91V90H47ZM71 91V90H70ZM101 91V90H100ZM99 91V92H100ZM161 91V90H160ZM34 94V98L33 101L32 100H28L26 97V94L31 93ZM46 92V91H45ZM44 92V93H45ZM50 92V91H49ZM52 92V91H51ZM73 92V91H72ZM72 92H70L72 94ZM103 92V93H104ZM159 92V91H158ZM23 93V95H22ZM86 93V92H85ZM97 93V92H96ZM102 93V92H101ZM156 93V92H155ZM178 92H176L177 94ZM192 93V94H191ZM50 94V93H49ZM56 94V95H57ZM69 94V95H71ZM91 94V93H90ZM100 94V93H99ZM96 97H98V95ZM105 94V93H104ZM122 94V93H121ZM163 94V93H162ZM167 94V93H165ZM171 95L174 93H170ZM170 94L168 93L166 96H164L165 98H168V96H170ZM183 94V93H182ZM203 94V93H202ZM19 95H22L21 97H19ZM43 95V94H42ZM77 95V94H76ZM89 95V94H88ZM101 95V94H100ZM185 95V94H184ZM50 96V95H49ZM59 96V95H58ZM74 96V93H73ZM177 96V95H176ZM19 97V98H18ZM46 97V96H45ZM48 97V96H47ZM65 97V95H64ZM68 97V96H67ZM87 97V96H86ZM85 97V98H86ZM95 97V96H94ZM104 96H102V98L100 100L103 99ZM163 97V96H162ZM161 99H165L164 97ZM30 98H32L30 96ZM44 98V97H42ZM53 98V97H52ZM100 98V97H99ZM109 97L107 96V99H104V101L101 102V108L104 106H107L106 104L109 105V102L111 101L112 103H116L117 101L113 100L110 98V100L108 99ZM121 98V97H120ZM180 98V97H179ZM230 98V97H229ZM234 98V97H233ZM47 99V98H46ZM58 99V98H57ZM56 99V108L58 110L59 114H63V112L65 111L66 104H64L63 102H61V99H58L60 101V103L62 104V108H60L58 105V100ZM68 99V98H67ZM76 98H74L75 100ZM79 99V98H78ZM98 99V98H97ZM181 99V98H180ZM198 100L193 103L197 104L199 102V98H197ZM228 99V98H227ZM35 100V101H34ZM71 100V99H70ZM80 100V99H79ZM84 100V98H83ZM96 100V99H95ZM94 100V101H95ZM122 101V98L119 99ZM211 100H214V102H212ZM218 102H216V101ZM50 101V100H49ZM125 101V100H123ZM122 101V102H123ZM153 101V102H151ZM91 102V101H90ZM120 102V101H119ZM143 102V108H141V104ZM26 103V105L24 104ZM47 103V102H46ZM87 103V102H86ZM94 104H96L95 102H93ZM124 103V102H123ZM157 103V102H156ZM158 103H162L161 100H158ZM201 103V102H200ZM199 103V104H200ZM43 104V103H42ZM48 104V103H47ZM72 104V103H71ZM70 104V105H71ZM92 104V103H91ZM100 104V103H99ZM122 104V103H120ZM164 104V103H162ZM202 104V103H201ZM49 105V104H48ZM124 105V104H123ZM171 105H174V102L171 103ZM205 105V104H204ZM77 106V105H76ZM89 106V105H88ZM16 107V106H15ZM28 107V106H27ZM34 107V108H35ZM79 107V106H78ZM83 107V106H82ZM162 107V106H161ZM24 108V109H25ZM72 108V107H71ZM76 108V107H75ZM124 108V109H126ZM31 109V108H30ZM91 109V108H90ZM95 109V108H93ZM119 109V108H118ZM123 109V108H122ZM167 109V108H166ZM207 109V110H208ZM217 109V108H216ZM221 109V108H220ZM219 109V110H220ZM227 109V108H226ZM7 110H8V114H7ZM51 110H53V108H51ZM50 110V111H51ZM101 110V109H100ZM128 110V109H127ZM123 112V114H126V111ZM6 113V115H3V113ZM54 111V110H53ZM52 111V112H53ZM72 111V109H71ZM82 111V110H81ZM93 111V110H92ZM99 111V110H98ZM187 113L184 116V119H182V121H180L177 125V137H181L178 138V143H182L184 141V139L186 141H188V139H190L189 137L192 134V131L194 130V128L196 129L200 123L196 122L198 121V119H196V113L194 115H192V112L190 111V108L186 110ZM222 111V110H221ZM22 111L19 110L17 111V113H21ZM100 112V111H99ZM98 112V113H99ZM130 111H128V116L130 117L129 114ZM147 112L149 113V111L147 110ZM215 112V110H214ZM226 112V111H225ZM32 113H30V116H26L28 119L27 121V125H31L30 123H32ZM67 113V112H66ZM65 113V114H66ZM121 113V111L119 112ZM142 113V112H141ZM146 113V112H145ZM210 113V112H209ZM220 113V112H219ZM65 114L63 116H65ZM89 115V112L87 113ZM94 114V113H93ZM100 114V113H99ZM138 114V113H137ZM208 114V111H207ZM98 115V114H97ZM101 115V114H100ZM146 115V114H145ZM206 115V114H205ZM215 115V114H214ZM213 115V116H214ZM19 116V115H18ZM25 116V115H24ZM45 116V115H44ZM77 116V115H76ZM116 116V115H113ZM138 116V115H137ZM194 116V117H193ZM62 117V116H61ZM75 117V115H74ZM79 117V116H78ZM78 117H76V119H78ZM97 117V116H95ZM107 117V116H106ZM123 117V115H122ZM127 116H125L126 118ZM163 117V116H162ZM198 117V116H197ZM55 118V117H54ZM70 118V117H69ZM73 118V117H72ZM102 118V117H101ZM109 118V116H108ZM121 118V117H120ZM132 118V117H131ZM140 118V117H138ZM195 118V119H194ZM219 118V116H218ZM24 119V118H23ZM22 119V120H23ZM47 119V118H43ZM87 119V118H86ZM94 119V118H93ZM111 119V118H110ZM169 119V118H168ZM180 119V118H179ZM194 119V120H193ZM215 119V118H214ZM10 120V121H9ZM20 120V119H19ZM64 120V118H63ZM92 120V119H91ZM103 120V118H102ZM108 120V119H106ZM123 120V119H122ZM127 120V118H126ZM135 120V119H134ZM138 120V119H137ZM136 120V121H137ZM144 120V119H143ZM154 120V119H153ZM161 120L160 117L157 118L155 120V123H160V124H156L154 122H151L152 125H154V127L151 126V129L154 134H155V130L157 128H159L161 125H165L166 122L162 121H158ZM181 120V119H180ZM200 120V118H199ZM219 120V119H218ZM221 120V119H220ZM41 118L39 120V122H41ZM46 121V120H44ZM43 121V122H44ZM65 121V120H64ZM83 121V120H82ZM81 121V122H82ZM101 121V120H100ZM111 121V120H110ZM114 121V119L112 120ZM117 121V120H116ZM135 121V123H136ZM203 121V124L200 125V127H198V132L196 133V137L197 138H193L194 140H192V142H194L197 146V153L198 156H196L194 159L196 161V163L199 160H203L204 163L210 164V167L212 171H209L211 173V177H213L212 179L214 180H210L208 179V171L204 170L207 172V174L205 173V175L203 174V172H201V177H194L192 178L191 181H189V183H187V178L190 176L189 172H193L192 169L193 166H196V163L193 164V166L189 165L188 168L186 170H182L181 171V175H183L180 179H179V183L180 184V188L176 191H174V189L170 190V188H166V184H167V177L168 175V171L166 172L167 175L165 174L164 171H154L155 170V166L157 165V162H159L160 158L165 159V155L164 152L161 150H158L157 152H153V148L148 149L150 150L149 153V163L150 165H152L153 167H150V172H148L147 174V178L143 179L144 177H141L142 175V171H138L135 170L136 168H131L129 169L130 171V177L131 179H135L134 183L137 181L139 182V180H141L145 186L142 190H144L146 192L147 199H146V206L144 208V212L143 213H150V205H152L155 209V211H153L151 214H153V217L155 218V216L157 215H162L161 216V223H160V228L157 229V231L154 234V244L155 247H152L151 249H159V247H164V249L166 250L168 247H170V244L173 243V241H176L177 245H182V248L179 250L178 247L175 246V250L173 249V251L171 252H166L165 250L162 251V249L159 252H156V256H154V253L151 254V251L148 250V254L150 255L149 258L150 260L147 261V263H151V264H156V263H161V264H264V163L263 164H256V168L255 165L253 164V166H249V167H244L245 169H241L239 170V168L237 169L240 172H232L233 170H231V164H230V160L229 163H227V159L224 158V155H221V152L219 149H216V147L214 149H216V153L215 152H211L214 151L212 147L215 146V144L218 142L217 141V137L216 134L214 136H212V133L209 132L210 128H208V123L209 120L207 118V116H203V119L201 120ZM216 121V119H215ZM222 121V120H221ZM69 122V121H68ZM97 122V121H96ZM192 122H196V123H192ZM104 123V122H103ZM108 123V122H107ZM111 123V122H109ZM146 123V122H145ZM198 123V126H197ZM39 124V123H38ZM43 124V123H42ZM48 124V123H47ZM60 124V123H59ZM113 130H109V128L107 129V131H110V135L113 136V143H112V149H111V155H110V159L114 158L113 155L115 154H119V153H123L124 151L123 148V143L126 142L124 139V132L126 133V131H124L122 133V127H123V121L119 120L117 123L114 121L113 123ZM221 124V123H220ZM219 124V126H221ZM46 125V124H45ZM79 125V124H78ZM130 125V124H129ZM128 125V126H129ZM143 125V123H142ZM160 125V126H158ZM213 125V124H212ZM217 125V124H216ZM141 126V124H140ZM139 126V127H140ZM157 126V127H156ZM168 126V125H166ZM26 127V126H25ZM36 127V126H35ZM48 127V126H47ZM66 127V126H65ZM73 127V126H72ZM133 127V126H132ZM135 127V126H134ZM174 127V125H173ZM211 127V126H210ZM213 127V126H212ZM80 128V127H79ZM104 128V127H103ZM122 128V129H121ZM147 128V127H146ZM168 128V127H167ZM218 128V127H217ZM47 129V128H46ZM85 129V128H84ZM143 129V127H142ZM213 129V128H212ZM215 129V128H214ZM213 129V130H214ZM86 130V129H85ZM144 130V129H143ZM160 129H157L156 131H158ZM162 130H165V128ZM217 130V129H216ZM45 131V130H44ZM47 131V130H46ZM70 131V129L68 130ZM89 131V130H88ZM104 131V130H103ZM131 131V130H129ZM128 131V132H129ZM138 131V130H137ZM175 131V130H173ZM170 127L168 129H166V132L163 134V136H166L167 138L172 139L171 137H175L172 132ZM219 131V130H218ZM34 132V131H33ZM127 132V133H128ZM142 132V131H141ZM159 132V131H158ZM208 132L210 133V135L208 134ZM217 132V131H216ZM74 133V132H73ZM87 133V132H86ZM126 133V134H127ZM132 133V132H131ZM144 133V132H143ZM175 133V134H176ZM218 133V132H217ZM105 135V133H104ZM128 135V134H127ZM139 135V134H138ZM144 135V134H143ZM157 135V134H156ZM171 135V136H170ZM218 135V134H217ZM147 135H144V138ZM25 137V134H24ZM67 137V136H66ZM79 137V136H78ZM89 137V136H88ZM157 137V136H156ZM177 137H175V139H177ZM33 138H35L33 136ZM63 138V136H62ZM69 138V137H68ZM80 138V137H79ZM109 138V137H108ZM142 138V137H141ZM112 139V138H111ZM153 139V138H151ZM79 140V139H78ZM100 140V139H99ZM130 140V139H129ZM137 140V139H136ZM143 140V139H142ZM147 140V139H146ZM35 141V140H34ZM63 140H60V143H62ZM103 141V140H102ZM140 141V140H139ZM149 141V140H147ZM185 141V142H186ZM190 141V140H189ZM76 142V141H75ZM131 142V141H130ZM145 143V141H142ZM140 142V143H142ZM29 143H31L29 141ZM158 143V142H157ZM177 143V142H176ZM193 143V144H194ZM126 144V143H125ZM132 144V143H131ZM129 143V145H131ZM151 144V142H150ZM165 144V143H164ZM219 144V143H218ZM218 144L216 146H218ZM67 145L69 147V142H67ZM83 145V144H82ZM157 145V144H156ZM214 145V146H213ZM70 146L71 142H70ZM168 146V145H167ZM166 146V148H167ZM106 147V146H105ZM133 147V146H132ZM131 147V148H132ZM142 147V146H141ZM149 147V146H148ZM165 147V146H164ZM181 147V146H180ZM71 148H74L73 146ZM84 148V147H83ZM128 148V147H126ZM136 146L133 147V149L136 151ZM70 149V148H69ZM91 149V148H90ZM165 149V148H164ZM163 149V150H164ZM68 150V149H67ZM141 150V149H140ZM155 150V149H154ZM166 150V149H165ZM164 150V151H165ZM199 150V151H198ZM74 151V149H73ZM78 151V150H77ZM145 151V150H144ZM27 152V153H26ZM59 152V151H58ZM83 152V151H82ZM130 152L132 153V150L130 149ZM134 152V151H133ZM46 153V152H44ZM66 153V151H65ZM70 153V152H69ZM80 153V151H79ZM89 153V152H88ZM93 153V152H92ZM109 154V153H108ZM133 154V153H132ZM41 157L40 159H38L39 162L35 163V159L38 158V156ZM46 155V154H45ZM131 155V154H130ZM82 156V155H80ZM121 156V155H120ZM127 156V155H126ZM129 156V155H128ZM143 156V155H141ZM48 157V156H47ZM63 157V156H62ZM61 157V158H62ZM72 157V156H71ZM83 157V156H82ZM104 157V156H103ZM124 157V156H122ZM132 157V156H131ZM160 157V158H159ZM171 157V156H170ZM56 156L51 157L52 162H56ZM127 158V157H126ZM221 158H223L222 160L224 161V164L222 163V165H220L221 167H217V163L221 162ZM46 159V157L44 158ZM58 159V158H57ZM66 159V158H65ZM95 159V158H94ZM139 159V158H138ZM167 159V158H166ZM165 159V160H166ZM178 159V158H177ZM180 159V158H179ZM190 159V158H189ZM37 160V159H36ZM59 160V159H58ZM108 160V159H106ZM129 160V159H128ZM137 160V159H136ZM94 161V160H91ZM127 161V159H126ZM134 161V160H133ZM181 161V160H179ZM194 161V160H193ZM255 161V160H254ZM252 160V162H254ZM49 162V160H48ZM70 162V161H68ZM109 162V161H108ZM107 162V163H108ZM130 162V161H129ZM148 162V161H147ZM161 162H164L163 160ZM186 162V161H185ZM238 162V161H237ZM263 162V161H262ZM139 163V161H138ZM137 163V164H138ZM143 163V161H142ZM148 163V164H149ZM194 163V162H193ZM214 163H216L214 165ZM232 163V162H231ZM109 164V163H108ZM122 164V163H121ZM136 164V163H135ZM147 164V163H146ZM159 164V163H158ZM162 164V163H161ZM221 164V163H220ZM226 164V165H225ZM51 165V164H50ZM130 165V164H128ZM134 165V164H133ZM202 165V164H201ZM245 165V164H244ZM70 166V165H69ZM124 166V165H123ZM43 167V170L39 169ZM48 167V168H47ZM82 167V166H80ZM98 168V166H96ZM129 167V166H128ZM160 167V166H158ZM163 167V166H162ZM166 169L167 167L164 166ZM199 167V163L198 166ZM54 168V167H53ZM75 168V167H73ZM83 168V167H82ZM94 168V167H93ZM120 168V167H119ZM123 168V167H122ZM161 168V167H160ZM164 168V170H165ZM169 168V167H168ZM242 168V167H241ZM99 173L102 175L103 177V183L105 184L104 188L110 189L108 188L109 185L112 183L113 185V189L117 190L116 188H120V187H126L129 186L128 182L124 179H122V181L120 180V183H115V181L117 180L116 177L114 176V174L106 172L104 170V166L100 165L99 166ZM222 169V170H221ZM19 170H22L21 174L19 173ZM68 170V169H67ZM91 170V169H90ZM108 170V169H107ZM161 170V169H160ZM195 170V169H194ZM136 171L138 173H136ZM222 171V172H221ZM235 171V168H234ZM261 171V172H260ZM55 173L54 177H50V174ZM73 172V171H72ZM80 172V171H79ZM18 173L20 174V176L18 177ZM54 173L51 175L53 176ZM108 173V174H107ZM162 173V177H160V174ZM194 173V172H193ZM110 174V175H109ZM121 174V173H120ZM125 174V173H124ZM145 174V173H144ZM230 174H234V177L231 178ZM98 175V174H97ZM119 175V174H118ZM126 175V174H125ZM84 176V175H83ZM192 176V175H191ZM177 177V176H176ZM51 178H54V180H51ZM98 178V177H97ZM100 179V178H99ZM119 180V179H118ZM101 181V180H100ZM99 181V182H100ZM110 181V182H109ZM67 183V182H66ZM102 183V184H103ZM170 183V182H169ZM172 183V182H171ZM85 185V184H84ZM121 185V186H120ZM132 185V184H131ZM102 186V185H101ZM111 186V185H110ZM120 186V187H119ZM134 186V185H133ZM132 186V187H133ZM177 186V185H176ZM190 186V191L189 192H185L184 190L185 187L189 188ZM219 186V187H218ZM263 187V188H262ZM38 188L40 190H38ZM103 188V187H102ZM123 188V190H124ZM138 188V187H137ZM175 188V187H174ZM101 189V188H100ZM214 189V190H213ZM93 190V189H92ZM153 190V191H152ZM91 191V190H90ZM113 191V190H112ZM129 191V190H128ZM137 191V190H136ZM144 191L143 195H144ZM53 192V193H54ZM122 192V191H121ZM139 192V191H138ZM94 193V192H93ZM105 193V192H104ZM108 193V192H107ZM114 193V192H113ZM225 193V194H224ZM52 194V193H51ZM56 194V193H55ZM54 195V197H56ZM98 194V193H97ZM115 194V193H114ZM117 194V193H116ZM142 194V193H141ZM48 195V194H46ZM145 195V196H146ZM41 196V195H40ZM45 197V196H44ZM53 197V199H54ZM127 197V196H126ZM195 197V198H194ZM41 198V197H40ZM39 198V199H40ZM60 198V197H59ZM128 198V197H127ZM190 199V200H189ZM120 200V198H119ZM125 200V199H124ZM46 201L49 203V206L52 203V199H46ZM59 201V199H58ZM132 201V200H131ZM54 202V201H53ZM61 202V201H60ZM136 202H139L136 201ZM145 202V203H146ZM47 204V203H46ZM149 204V205H148ZM48 205V204H47ZM57 205V204H56ZM127 206V205H126ZM130 206V205H129ZM128 206V207H129ZM150 206V207H149ZM48 207V206H47ZM55 207V206H54ZM94 207V206H92ZM84 208V207H83ZM125 208V207H124ZM152 208V207H151ZM53 209V207L51 208ZM55 209V208H54ZM85 209V208H84ZM142 209V208H141ZM77 210V209H76ZM97 210V209H96ZM126 210V209H125ZM130 210V208H129ZM137 211V210H136ZM45 212H47L45 210ZM83 212V211H82ZM52 213V212H51ZM54 213V212H53ZM103 214V213H102ZM135 214V213H134ZM167 215L165 218L164 216ZM42 215V216H41ZM46 215V214H45ZM48 215V213H47ZM54 215V214H53ZM83 215V214H82ZM94 215V214H93ZM97 217L95 219L92 220L91 223H89L88 225L89 230L91 233L89 234H85L83 231L82 233H80L81 235L78 237V239L76 240L77 243V249L79 250H75L73 249V252L71 250V254L73 256L78 255V253L81 251H85L87 249H93L94 246V242H93V238L94 235H97L95 230L98 229L100 227V225L103 223L102 222V218H101V214H96ZM105 215V214H103ZM109 215V214H108ZM114 215V214H113ZM143 215V214H142ZM164 215V216H163ZM217 215V217H216ZM75 216V215H74ZM79 216V215H78ZM133 216V215H132ZM136 216V214H135ZM140 216V215H139ZM77 217V216H76ZM113 217V216H112ZM134 217V216H133ZM149 217V216H147ZM101 218V219H100ZM110 218V217H108ZM146 218V217H145ZM150 218V217H149ZM48 219V218H47ZM84 219V218H83ZM114 219V218H113ZM116 219V218H115ZM119 219V217H118ZM137 219V218H136ZM134 219V220H136ZM41 220V221H40ZM52 220V218H51ZM67 220V219H66ZM80 220V219H79ZM109 220V219H108ZM141 220V219H140ZM139 220V221H140ZM145 220V219H144ZM54 221V220H52ZM81 221V220H80ZM110 221V220H109ZM121 221V219H120ZM127 221V220H126ZM125 221V222H126ZM205 221V222H203ZM47 222V221H46ZM45 222V224H46ZM72 222V221H71ZM78 222V221H77ZM82 222V221H81ZM102 222V223H101ZM106 222V221H105ZM104 222V223H105ZM146 222V221H145ZM151 222V221H150ZM193 222V224H192ZM199 222V223H197ZM201 222H203V224H201ZM209 224H208V223ZM21 223H23L22 225H20ZM88 223V222H87ZM118 223V222H117ZM133 223H137L136 221ZM44 224V225H45ZM51 224V221H50ZM71 224V223H70ZM86 224V223H85ZM126 224V223H125ZM127 224H129L127 222ZM126 224V225H127ZM145 224V223H144ZM206 224V226H205ZM75 225V224H74ZM77 225V224H76ZM103 225V224H102ZM109 225V224H108ZM125 225V226H126ZM204 229H203V227ZM22 226V227H21ZM53 225H51L52 227ZM73 226V225H72ZM106 226V224H105ZM134 226V225H133ZM141 226V225H140ZM41 227V226H40ZM45 227V226H44ZM54 227V226H53ZM77 227V226H76ZM103 227V226H102ZM124 227V226H123ZM136 227V226H135ZM142 227V226H141ZM147 227V226H146ZM149 227V226H148ZM262 227V228H261ZM46 228V227H45ZM44 228V229H45ZM50 228V227H49ZM48 228V229H49ZM55 228V227H54ZM61 228V227H60ZM70 228V227H69ZM75 228V227H74ZM84 228V227H83ZM125 228V227H124ZM133 228V227H132ZM138 228V226H137ZM229 228L228 230H225ZM260 228L263 229L262 231H260ZM51 229V228H50ZM101 229V228H100ZM129 229V227H128ZM135 229V228H134ZM235 229V230H234ZM60 230V229H58ZM75 230V229H74ZM83 230V229H82ZM85 230V229H84ZM87 230V229H86ZM93 230V232L91 231ZM156 230V229H155ZM204 230V231H203ZM126 232V230H124ZM139 234V230H137ZM143 231V230H142ZM149 231V230H148ZM147 231V232H148ZM201 231V233H200ZM221 231V232H220ZM260 231V235H256V233H259ZM44 232V231H43ZM42 232V233H43ZM71 232V231H70ZM80 232V231H79ZM100 232V231H99ZM193 233L192 235V240L189 242H186L185 237L187 235H189L190 233ZM41 233V231H40ZM41 233V234H42ZM107 233V232H106ZM116 233V232H115ZM130 233L132 232V229L130 230ZM135 233V232H134ZM154 233V232H153ZM40 234V235H41ZM56 234V233H55ZM77 234V233H75ZM83 234V235H82ZM143 233H141L140 235H142ZM255 234V235H254ZM8 235L7 238H5ZM20 235V234H19ZM47 235V234H46ZM72 235V234H71ZM100 235V233H99ZM102 235V234H101ZM138 235V237L140 236ZM191 235V234H190ZM254 235V236H252ZM33 236V235H32ZM36 237L38 236L35 235ZM42 236V235H41ZM257 236V237H256ZM26 237V236H24ZM31 237V236H30ZM40 237V236H39ZM45 237V236H44ZM53 237V236H51ZM60 237V236H59ZM131 237V236H130ZM128 237V238H130ZM137 237V235H136ZM137 237V238H138ZM142 237V236H141ZM200 237V238H199ZM21 238V237H20ZM75 238V237H74ZM101 238V237H100ZM127 238V239H128ZM28 238H26L25 240H27ZM34 239V236H33ZM32 239V240H33ZM36 242H37V238ZM65 239V238H64ZM67 239H69L67 237ZM124 239V238H123ZM257 239V241H256ZM24 241V239H22ZM40 240V238H39ZM45 240V239H44ZM102 240V239H101ZM100 240V241H101ZM126 240V239H124ZM129 240V239H128ZM139 240V239H138ZM151 240V239H150ZM35 241V240H34ZM130 241V240H129ZM200 241V242H199ZM25 242V241H24ZM27 242V241H26ZM39 242V241H38ZM49 242V241H48ZM105 242V241H103ZM132 242V240L130 241V243ZM28 243V242H27ZM41 243V242H40ZM39 243V244H40ZM51 242H49L50 244ZM102 243V241H101ZM100 243V244H101ZM130 243L127 241L128 246L130 245ZM31 245V242L29 243ZM38 244V245H39ZM44 244V243H43ZM48 244V245H49ZM74 244V243H73ZM126 244V245H127ZM135 244V243H134ZM140 244V243H139ZM137 244V245H139ZM5 245H8L7 247ZM33 245V244H32ZM35 245V243H34ZM37 245V246H38ZM105 245V244H104ZM133 245V244H132ZM175 245V244H174ZM97 246V245H96ZM28 247V245H27ZM52 247V246H51ZM104 247V246H103ZM125 247V246H124ZM130 247V246H129ZM196 247L194 249V253H192V249ZM26 248V247H25ZM34 248V247H33ZM39 248V247H38ZM44 248V246H43ZM49 248V247H48ZM100 248V247H99ZM107 248V247H106ZM132 248V246H131ZM134 248V246H133ZM30 249V248H28ZM46 248H44L45 250ZM102 249V247H101ZM108 249V248H107ZM39 250V249H38ZM41 250V249H40ZM50 250V249H49ZM67 250V249H66ZM75 250V251H74ZM143 250V249H142ZM171 250V249H170ZM33 251V250H32ZM30 251V252H32ZM46 251V250H45ZM98 251V250H97ZM131 251V250H130ZM162 251V252H161ZM180 251V253H179ZM27 252V251H26ZM25 252V253H26ZM37 250L35 251L36 254ZM49 252V251H48ZM92 252V251H91ZM132 252V251H131ZM153 252V251H152ZM161 252V253H160ZM45 252L42 253H38V255L43 254ZM69 253V252H68ZM89 253V252H87ZM28 254V253H27ZM26 254V255H27ZM32 254V253H31ZM34 256H37L35 255ZM93 254V253H92ZM147 254V253H146ZM178 254H180L178 256ZM33 255V254H32ZM61 255V254H60ZM59 255V256H60ZM65 255V254H64ZM177 255V256H176ZM19 257V258H18ZM39 257V256H38ZM68 257V256H66ZM75 257V258H76ZM153 257H157V258H153ZM15 258V259H16ZM32 258V257H31ZM63 258V257H62ZM36 259V257H35ZM38 259V258H37ZM36 259V260H37ZM46 259V258H45ZM61 259V258H60ZM66 259V258H64ZM68 259V258H67ZM72 259V258H71ZM77 259V258H76ZM81 259V258H80ZM11 260V259H10ZM35 260V261H36ZM56 260V259H55ZM78 260V259H77ZM171 262H170V261ZM17 261V260H14ZM22 261V260H21ZM24 261V260H23ZM68 261V260H67ZM70 261V260H69ZM79 261V260H78ZM151 261V262H150ZM3 262V261H2ZM41 262V261H40ZM73 261H71L70 263H72ZM80 262V261H79ZM186 262V263H185ZM34 263V262H33ZM59 263V262H58ZM68 263V262H67ZM148 263V264H149ZM0 264H5L1 263ZM21 264V263H19ZM26 264V263H25ZM30 264V262L28 263ZM60 264V263H59Z\"/></svg>",
	"mask_w": 264,
	"mask_h": 264
}]
</instances>
